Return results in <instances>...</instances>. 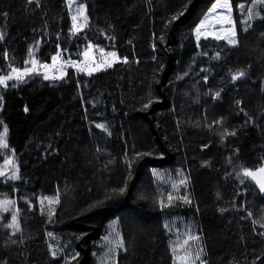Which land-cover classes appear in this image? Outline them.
Returning a JSON list of instances; mask_svg holds the SVG:
<instances>
[{
    "label": "trees",
    "instance_id": "16d2710c",
    "mask_svg": "<svg viewBox=\"0 0 264 264\" xmlns=\"http://www.w3.org/2000/svg\"><path fill=\"white\" fill-rule=\"evenodd\" d=\"M216 1L81 0L76 29L68 0H0V76L58 52L121 59L0 85L17 170L0 202L19 221L0 208V264H89L111 220L121 264H175L170 214L197 225L205 264H264V196L241 175L264 165V3L243 20L253 0H231L235 35L197 38ZM170 167L187 197L169 203L154 169Z\"/></svg>",
    "mask_w": 264,
    "mask_h": 264
},
{
    "label": "rangeland",
    "instance_id": "374dc122",
    "mask_svg": "<svg viewBox=\"0 0 264 264\" xmlns=\"http://www.w3.org/2000/svg\"><path fill=\"white\" fill-rule=\"evenodd\" d=\"M226 2V0H217L213 6L209 9L202 21L196 27L197 38L201 37H233V33H236L235 28V10L231 3V0H227L229 8L220 7ZM69 7L73 13L74 26L76 29H83L87 19L86 9L81 0H68ZM261 4L259 2H251L250 7L247 10L246 15L243 16V20L254 19L256 14L253 12L254 6ZM242 10V8L240 9ZM199 28V33L197 29ZM118 56L103 61H116ZM54 80V78H52ZM0 136L4 137V128H0ZM15 167L14 156L12 151L8 149L0 150V172L4 175L1 177H13L17 176V170ZM172 168L154 169L157 176L156 189L159 191L160 198L161 193L163 199L167 202H173L177 200H183L184 197L180 192V185L187 181L184 173L181 171L177 178H173V174L169 173ZM161 192V193H160ZM56 197L44 198L41 202L46 204L52 203ZM12 201L13 203L8 205V210L4 211V205L0 203V208L11 215V224H13L12 216H16L15 224L18 225V209L16 201L11 199H4L2 201ZM1 201V202H2ZM166 225L168 231L171 233L172 249L174 253L175 264H185V258L187 264H205L206 250L205 246L200 239V234L196 233L197 225L192 223L191 220L186 219L184 216L170 214L166 215ZM15 228V227H14ZM187 241V243H185ZM98 248L91 254V263L101 261L103 263L121 264L125 259L123 252V236L119 226L118 220H111L107 223L106 232L102 238L98 241ZM198 257V258H197Z\"/></svg>",
    "mask_w": 264,
    "mask_h": 264
},
{
    "label": "snow or ice",
    "instance_id": "6c2138e0",
    "mask_svg": "<svg viewBox=\"0 0 264 264\" xmlns=\"http://www.w3.org/2000/svg\"><path fill=\"white\" fill-rule=\"evenodd\" d=\"M29 2H32V0H29ZM253 2L254 3L255 2L264 3V0H253ZM219 6L220 7H224V8H228L229 11H231V9L229 8V5L227 3V0H226V2L224 4L219 5ZM240 7H242V5H240ZM73 19H75V17ZM197 32L199 33V28L197 29ZM233 35H235V33H233ZM0 38H2V35H0ZM229 43H235V41L234 40H229ZM84 55L87 57L88 56V52L85 51ZM60 56H61V53L58 52L57 56L52 58L53 63H55L57 58L60 57ZM30 63L32 64V67L31 68L25 67L23 69V71H20L18 69H12L13 73H18L15 76H13V75L0 76V85H4L6 87L7 86V81L13 80V79L22 80L24 78L25 74H31L33 71H36L37 70L36 69V65L38 64V62L33 59ZM44 67L47 68L48 65H44ZM89 74H91V72H89ZM242 76H244V72L243 71L238 72L237 74H235L233 76V79L235 80V79H238V78H240ZM48 78H49L48 76H45V79H48ZM217 95H219V93H217ZM97 126L98 127H103L102 125H97ZM4 132L5 133L7 132V128L6 127L4 128ZM0 147H2V148H7L8 147L6 139L3 136H0ZM3 175H4V173L0 172V176H3ZM241 175H243L244 177H249L252 180L256 181V183L259 184V187L261 188V190H264V167H261L260 169H258L256 171L249 170V169H243ZM11 178H17V177L13 176ZM241 182H243V181H241ZM0 203H2L4 205V211H7L8 210V205L13 203V202L5 200V201H2ZM12 221H13V224H10L9 227H15L16 230L18 231L19 230L18 225L15 224V221H16V216L15 215L12 216ZM185 243H187V241H185ZM185 264H187V259L186 258H185Z\"/></svg>",
    "mask_w": 264,
    "mask_h": 264
},
{
    "label": "built area",
    "instance_id": "2783aa9c",
    "mask_svg": "<svg viewBox=\"0 0 264 264\" xmlns=\"http://www.w3.org/2000/svg\"><path fill=\"white\" fill-rule=\"evenodd\" d=\"M120 58H116V62H119ZM44 65H48L47 68ZM110 65L106 62L99 61L94 55H88L87 57L79 56L78 54L68 53L61 58H57L56 62L47 61L41 64L39 70L41 72H51L53 78H57V74L61 71H68L74 69L79 72L86 70L102 68L104 71L108 70ZM16 75V73H14Z\"/></svg>",
    "mask_w": 264,
    "mask_h": 264
},
{
    "label": "water",
    "instance_id": "95a60500",
    "mask_svg": "<svg viewBox=\"0 0 264 264\" xmlns=\"http://www.w3.org/2000/svg\"><path fill=\"white\" fill-rule=\"evenodd\" d=\"M261 167H264V165H262V166H260V167H258V168H255V169H249V170L256 171V170L260 169ZM250 179H251V178H250ZM252 181L255 183V185L257 186V188H258L259 191L261 192L262 196H264V190H261V188L259 187V184L256 183V181H254V180H252Z\"/></svg>",
    "mask_w": 264,
    "mask_h": 264
},
{
    "label": "bare ground",
    "instance_id": "6f19581e",
    "mask_svg": "<svg viewBox=\"0 0 264 264\" xmlns=\"http://www.w3.org/2000/svg\"><path fill=\"white\" fill-rule=\"evenodd\" d=\"M46 62V61H45ZM104 62H106V63H108L109 65H111L112 64V61H109V62H107V61H104ZM42 63H44V62H41L40 64H37L36 65V71L35 72H40V73H42L40 70H39V68L41 67V64ZM63 72V71H62ZM61 73V72H60ZM81 73V72H80Z\"/></svg>",
    "mask_w": 264,
    "mask_h": 264
}]
</instances>
